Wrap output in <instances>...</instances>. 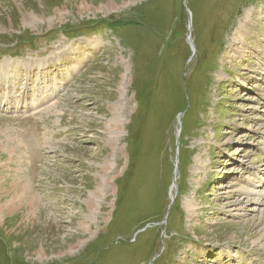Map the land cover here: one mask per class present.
<instances>
[{"label":"rangeland","instance_id":"obj_1","mask_svg":"<svg viewBox=\"0 0 264 264\" xmlns=\"http://www.w3.org/2000/svg\"><path fill=\"white\" fill-rule=\"evenodd\" d=\"M263 169L264 0H0V264H264Z\"/></svg>","mask_w":264,"mask_h":264},{"label":"bare ground","instance_id":"obj_2","mask_svg":"<svg viewBox=\"0 0 264 264\" xmlns=\"http://www.w3.org/2000/svg\"><path fill=\"white\" fill-rule=\"evenodd\" d=\"M245 26H242V28H244ZM241 28V29H242ZM238 34H241V30H238ZM6 90V89H5ZM43 95V94H42ZM13 100V99H12ZM50 110H52V108L50 109ZM54 110V109H53ZM49 111V110H48ZM37 113V112H36ZM119 126V125H118ZM118 126H116V127H118ZM112 129H114V126L112 127ZM264 171V169L262 170V172ZM19 184H21V189H20V191H19V193H20V195H16V190L19 188ZM2 187H4V186H2ZM28 188V187H27ZM27 188H25L24 187V184L22 183V182H18V181H14L13 182V184L11 185V191H14L15 193H14V195L11 197V199H10V202L6 205V207H11V205L12 204H16V202L18 201H20L21 199H23V200H26L27 198H31V200H30V202H28V205H34V203L36 202V200H35V198H34V196H29V194L26 192V189ZM19 190V189H18ZM29 192H30V188L29 189H27ZM9 192H10V190H9ZM9 192H7V191H5L4 190V188H1L0 189V193H2L3 195H7V193H9ZM239 195V194H238ZM237 196V195H236ZM244 200V199H243ZM27 202V201H26ZM241 205V204H240ZM255 223V222H254ZM258 224H260V225H264V223H263V219H261V221L258 223ZM260 225H253L255 228L256 227H258V226H260ZM248 228V227H247ZM249 230V229H248ZM253 230H255V229H250L249 230V232L250 233H252L251 231H253ZM253 235H254V237L256 236L257 238H259L261 235H260V232H257V233H252ZM262 238L264 237L263 235L261 236ZM262 238H259V240L260 239H262Z\"/></svg>","mask_w":264,"mask_h":264},{"label":"water","instance_id":"obj_3","mask_svg":"<svg viewBox=\"0 0 264 264\" xmlns=\"http://www.w3.org/2000/svg\"><path fill=\"white\" fill-rule=\"evenodd\" d=\"M188 40L190 41V38H188ZM178 142H179V140H178ZM175 181H176V178H174V180H173V188H176ZM174 202H175V199L172 198V204H174Z\"/></svg>","mask_w":264,"mask_h":264}]
</instances>
